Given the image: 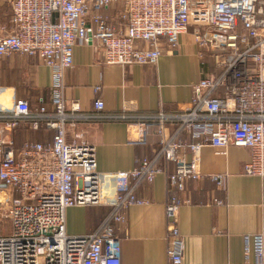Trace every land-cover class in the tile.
I'll return each instance as SVG.
<instances>
[{"label": "built area", "instance_id": "built-area-1", "mask_svg": "<svg viewBox=\"0 0 264 264\" xmlns=\"http://www.w3.org/2000/svg\"><path fill=\"white\" fill-rule=\"evenodd\" d=\"M6 1L12 30L2 26L0 60L22 53L49 66L53 108L42 101L33 109L27 99L0 107V264H123L120 226L130 206L146 202L137 195L139 184L153 182L170 163L171 185L182 189L187 180L200 179L204 146L247 147L251 159L244 172L264 176V0ZM115 4L122 8L113 17L107 10ZM189 31L220 72L195 83L191 102L179 113L150 115L152 122L139 126L138 142L154 128L162 136L154 156L138 159L131 170H100L95 145L66 138L75 116L70 110L80 109L79 101L67 107L65 95L74 47L96 41L107 64L154 65ZM95 107L103 109L104 101L96 99ZM22 120L35 130H54L51 141L18 147L12 132ZM169 122L176 125L170 135ZM183 133L194 141L190 160L178 153ZM179 205L173 199L167 206V264H185ZM76 206L110 212L93 232L69 234L67 210ZM251 238L244 264H264V234Z\"/></svg>", "mask_w": 264, "mask_h": 264}, {"label": "crops", "instance_id": "crops-1", "mask_svg": "<svg viewBox=\"0 0 264 264\" xmlns=\"http://www.w3.org/2000/svg\"><path fill=\"white\" fill-rule=\"evenodd\" d=\"M121 8L115 4L107 11L114 17ZM11 16L8 2L0 0V33L2 26L12 30ZM191 32L181 35L178 49L165 50L154 65L107 64L96 41L74 47L73 66L65 71V95L67 107L79 101L80 109L70 110L75 116L67 122L66 138L95 145L100 170H131L138 159L154 156L162 136L154 128L146 142H138L139 126L151 123L150 115L179 113L191 102L193 85L220 72ZM99 98L104 101L101 110L95 107ZM18 99H27L33 109L44 101L52 111L51 68L36 57L13 53L0 60V107ZM168 127L169 135L175 132L174 122ZM53 134L45 127L33 129L29 120H22L12 132L18 147L27 141L50 142ZM179 138L184 146L178 153L190 160L188 145L194 141L188 133ZM250 159L247 147L207 145L199 153L200 179L187 180L182 189L171 185L170 163L153 182L140 183L136 192L146 202L130 206L126 224L120 226L122 263L167 264V206L177 199L185 264H244L247 237L252 241L254 235L264 234V176L244 172ZM109 212L105 206L69 208L67 231L93 232Z\"/></svg>", "mask_w": 264, "mask_h": 264}, {"label": "rangeland", "instance_id": "rangeland-1", "mask_svg": "<svg viewBox=\"0 0 264 264\" xmlns=\"http://www.w3.org/2000/svg\"><path fill=\"white\" fill-rule=\"evenodd\" d=\"M193 28L191 27V30H192Z\"/></svg>", "mask_w": 264, "mask_h": 264}]
</instances>
